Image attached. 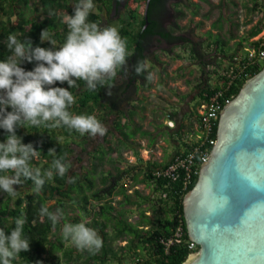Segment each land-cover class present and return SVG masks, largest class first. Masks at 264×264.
Returning <instances> with one entry per match:
<instances>
[{
    "label": "trees",
    "instance_id": "trees-1",
    "mask_svg": "<svg viewBox=\"0 0 264 264\" xmlns=\"http://www.w3.org/2000/svg\"><path fill=\"white\" fill-rule=\"evenodd\" d=\"M111 1L93 0L97 11L90 13L89 22L108 25L107 14ZM35 2L39 5V12H33L31 16L24 18L20 15L18 8L20 4L26 5L27 0H0V61L6 59L7 55L10 54L6 48L9 33L18 34V38L22 40L30 39L33 47H51L47 42L40 43V32L42 29L47 28L53 34L51 38L56 41L57 46L64 43L68 29L66 24L63 23V14H73L72 4L76 0H36ZM35 2L33 1V4ZM250 2L251 11L259 10L260 7L264 6L258 0H250ZM143 3L144 0H126L125 6L132 19L136 17L137 13L141 16ZM189 5L192 6L190 15H196V4L191 2ZM33 10H36V8L33 7ZM261 10L263 14L264 7ZM176 11L178 18L185 15L182 9H176ZM50 13L52 14L50 15ZM12 16L14 18L11 20ZM103 20H106V22H103ZM142 23H144L143 18L138 19L137 28L134 30L136 32L127 29L129 24L126 20L120 21L118 27L121 37L127 40V50L130 54L128 57L129 66L135 64L138 59L146 60L145 55L141 54V46L136 38V35L142 32L140 30ZM193 26L196 27V23ZM258 31V27L253 25L245 31L244 35L236 36L233 48L226 50L224 42L217 35L207 31V39H211L210 42H206V45L209 46L210 43H214V46L218 45L217 48L213 47L211 50L213 55L220 54V57H218L222 61L231 53L238 51L248 37L254 36ZM233 37H235V34L232 29H229L227 38ZM256 43L257 41L252 42L253 45ZM262 47L264 48V43ZM132 50L133 52H140L134 61H131V57H133ZM188 53L192 58L199 59V54L194 48L193 42L189 46ZM213 63L216 64L215 61ZM22 67L28 71L34 67V64L25 62ZM247 68L246 78L257 73L261 67ZM160 71L162 72V70ZM211 72L215 73L216 71L212 69L209 73ZM204 73L207 74V72ZM246 78L237 80L235 85H231L225 93L233 97ZM77 84L78 88L69 89L76 97V103L72 105L70 111L74 114L94 115L100 122L107 121L110 117L111 130H108L107 134L116 137L119 144L125 145L128 143L133 132L138 129L134 127L125 130L130 127L131 118L135 114V109L131 107L130 100L133 99L134 94H137L138 89H147L149 81L142 76H136L130 70L127 75L121 71L119 78L115 81L116 86L111 89V96L106 94V88L89 91L84 81L78 80ZM54 86L68 88L66 82L63 84L57 82ZM196 86L198 88L196 95L199 101L205 100V94L207 95L212 89L219 88L216 82L212 87H209V84L206 81L203 82V80L198 82ZM192 110L197 116L195 108ZM176 113V111H170L167 116L172 118ZM215 129L216 122L212 137L215 136ZM17 134L23 137L24 143L31 142L41 151L39 157L34 158L31 162L34 167L47 169L51 166L54 157L48 154V149L52 147H55L57 157H65L68 161H70L73 153L76 154L75 159L78 161L86 156L90 160L87 165L82 167L80 172L70 169L65 177L55 176L53 180L46 181L42 192L38 195L33 193L34 185L30 180L24 181L20 186L21 189L17 188L16 197L0 191V229L10 232L15 227L14 221L17 217L23 215L27 218V223L24 225V235L30 240V251L21 252L12 264H37L38 261L40 264H109V262L114 264H179L186 258L188 253L196 249V246L192 250L187 248L186 241L188 238L182 217L181 199L197 174L192 175L190 182L182 188L179 180L167 181L152 176L153 168L161 167L167 162L160 164L145 161L142 179L150 186V194L156 195V204L152 206V216L148 217L139 212L138 219L130 222L124 215L128 211L124 208V205L133 202L130 200L129 195L124 192V188L119 182L122 175L129 174V171L115 168V173L112 174L110 170L103 171L101 169L102 164L110 158L111 147L107 139L98 142L90 150L85 151L84 144L89 135H81L66 127L55 129L44 127L19 128ZM4 139V130L0 129V142H3ZM184 145V150L179 152H184L188 148L187 142ZM75 149H78L80 155ZM83 152L85 156H81ZM133 154L136 159H139L137 152L134 151ZM96 174L101 184L99 188L94 187V176ZM68 176L74 178L73 183L67 182ZM117 194L121 195V199L116 202L119 208L114 209V206L108 200ZM141 199L142 201H139L137 206L141 202L149 200V197L144 196ZM93 201H95L94 210L91 211L89 205ZM41 206L48 207L49 211H54L56 208L62 209L64 223H79L80 218L89 217L90 215L89 221H85L86 226L97 230L103 239V247L96 254L77 250L70 240H65L62 237L61 223L53 227L47 217H40L39 210ZM71 212L75 213L72 214ZM178 224L182 229L181 238L169 246L167 252H165L159 239L171 236ZM121 241L124 243L119 244Z\"/></svg>",
    "mask_w": 264,
    "mask_h": 264
},
{
    "label": "clouds",
    "instance_id": "clouds-1",
    "mask_svg": "<svg viewBox=\"0 0 264 264\" xmlns=\"http://www.w3.org/2000/svg\"><path fill=\"white\" fill-rule=\"evenodd\" d=\"M250 6L249 1L248 10L253 13L255 10L251 11ZM94 7L93 0H76L72 4L73 14H63L68 32L62 45L57 46L47 28L40 32V43L47 42L51 47H33L30 39L22 40L16 33H9L7 37L6 48L10 54L0 61V129L5 134L0 142V191L12 197L17 196V188L24 181L30 180L33 193L38 195L46 181L55 176L63 178L70 170V161L57 157L55 147L48 149V154L54 157L49 168L34 167L31 162L41 151L33 143L23 142V137L17 134L19 128L66 127L81 135L103 137L108 129L96 116L70 111L76 97L69 89L78 88L77 81L82 80L87 90L106 88V94L111 96L121 71L127 75L130 70L148 81L153 78L145 61L138 59L129 66L127 40L121 37L117 26L89 22ZM260 18H264V12ZM247 20L251 22L249 17ZM258 23L254 21L252 26ZM25 62L34 67L26 71L22 67ZM213 73L207 74L214 76ZM57 82H66L68 88L54 86ZM67 182L73 183L74 178L68 176ZM39 215L47 217L53 227L61 223L62 237L70 240L77 250L96 254L103 247L102 237L96 229L86 226L85 221L64 223L62 209L49 211L48 207L41 206ZM26 223L27 218L22 215L15 219V227L10 232L0 229V264H12L21 252L30 251V240L24 235Z\"/></svg>",
    "mask_w": 264,
    "mask_h": 264
},
{
    "label": "water",
    "instance_id": "water-1",
    "mask_svg": "<svg viewBox=\"0 0 264 264\" xmlns=\"http://www.w3.org/2000/svg\"><path fill=\"white\" fill-rule=\"evenodd\" d=\"M181 208L196 249L179 264H264V63L221 107Z\"/></svg>",
    "mask_w": 264,
    "mask_h": 264
},
{
    "label": "rangeland",
    "instance_id": "rangeland-1",
    "mask_svg": "<svg viewBox=\"0 0 264 264\" xmlns=\"http://www.w3.org/2000/svg\"><path fill=\"white\" fill-rule=\"evenodd\" d=\"M32 1L36 0H27L26 6L22 7V14L27 13L30 14L27 6L29 4H33ZM238 5L234 8V18L240 20L243 18H250L251 24L254 23V21L260 22L261 18L256 13H246V11L243 12V5L246 3L241 1L239 2L236 0ZM36 4V2H35ZM243 4V5H242ZM32 9V8H31ZM92 11H95L93 9ZM199 13L204 14H211L210 17L203 18L202 25H197V17L190 18L188 16V11L185 13V17L178 18L177 21L182 25V30L180 29H172V32H181L190 37V42H193L194 48L197 50V53L199 54L198 60H210L213 56V52L210 48L212 47H202L200 44L201 41V34L203 31H205L206 27L208 26L209 19L213 18L214 12L211 13V8L207 10V7L205 4H201L200 8L198 9ZM24 15V14H23ZM136 19H130V25L128 26V29L135 30L137 28V22L139 18V14H136ZM231 17V19H234ZM264 20V18H263ZM119 21H116L114 19H111V21L108 23L110 26H119ZM196 23V27L193 26V24ZM222 27L219 29L210 30L211 34H213L215 31L217 33H221L226 37V31L224 32V26L225 24L221 23ZM242 28L239 29L237 27V24L232 28L233 33L235 34V37L241 34ZM244 34V32H243ZM204 36L207 35V33L203 34ZM258 35V34H257ZM257 35L255 37H257ZM208 40V39H207ZM228 44L229 41L227 40ZM219 44V43H218ZM228 44L225 48L228 49ZM156 47L152 49H148L146 54V64L148 66V71L152 73V80L149 81V87L147 89H138L137 94H134L132 96V100H130V105H135V100L138 98L141 99L140 104V113L139 115L142 116V118H139V120H133L131 122V125L129 128H126L125 130L132 129L133 127H137L138 129L133 132V135L131 136L128 143L119 144L116 137L105 134L103 137H90L87 139L86 143L84 144L85 151L90 150L93 146H95L98 142H103L104 139H107L110 143V154H109V160H106L103 164L101 169L103 171L110 170L112 174L115 172V168L121 170L125 169L129 171V174H123L122 178L120 179V183L122 184V187L124 188V192L129 195L130 200L134 203H131L129 205H124V208L128 209L127 212H125V217L128 221L134 222L138 219V213L142 212L144 215L150 217L152 216V206H155L156 202V195L150 194V186L146 183L144 179H142V170L144 169V163L145 161L149 162H155V163H163L167 159V152L163 144L158 143V147H151L149 144V137L152 135L151 133L154 132V130L151 131L150 135L147 134L148 126H150L151 122L154 125L157 123L156 127L159 128L157 131L158 135H161L162 137L164 135H168V132H170L169 128H167L164 123L158 121L157 122V116L162 117L165 115L167 110V104H174V106H177V114L173 117L176 118V123H180V132L184 138L191 139L193 136V133H195V129L193 128V123L195 122L197 116L194 113V110H192L193 105L197 107L198 103L195 98L190 99L192 94L195 92V89L197 88L196 82H201V78L206 83L209 84L211 80H215L213 75H208L210 72V67L212 66L214 70H217V62L221 60L217 56V62L216 64L212 62L208 63L210 65L205 66L203 65L202 68H191L193 66L192 64L196 61L197 58H193V60L189 58V42H183L181 44H171L170 46L163 45V44H155ZM160 46V47H159ZM188 53V54H187ZM215 55V54H214ZM205 66V67H204ZM263 66V63H260V67ZM158 69L162 70L159 71ZM204 70L208 73H204ZM204 73V74H202ZM205 77V78H204ZM212 77V78H211ZM210 80V81H209ZM209 81V82H208ZM211 83V82H210ZM197 103V104H196ZM189 107V110H187ZM192 107V108H191ZM183 110H187L185 113ZM196 110V109H195ZM184 113L182 119L186 121V124L184 122H180V115L181 113ZM136 117L134 116V119ZM150 123V124H149ZM105 126H108L109 130H111V126L109 122H102ZM177 125L174 124V129ZM141 131H145L144 134H140ZM152 139V138H151ZM155 139H152V141ZM163 140V138H161ZM164 141H166L164 139ZM76 152L80 155V152L78 149H75ZM137 152V156L139 159H136L133 152ZM84 155V152L81 154V156ZM76 154L73 153L70 157L71 165L70 169L73 171H81L82 167L87 165L89 163V158L84 157L81 161H78L75 159ZM85 156V155H84ZM131 170V171H130ZM94 187L99 188L101 187V184L99 183L97 174L94 176ZM21 189L22 187H18ZM137 196H136V195ZM150 194V195H149ZM149 197V200L141 202L139 206V201H142L141 197ZM107 199V198H105ZM121 199V195H113L111 198H109L108 201H110V204L114 206V209H118L119 205L116 203L118 200ZM94 202H91L89 205V208L94 210ZM102 203V201H101ZM72 214L75 212H71ZM89 217L80 218L79 222L83 221H89ZM124 242L121 241L119 244H123ZM109 264H114L113 262H109Z\"/></svg>",
    "mask_w": 264,
    "mask_h": 264
},
{
    "label": "built area",
    "instance_id": "built-area-1",
    "mask_svg": "<svg viewBox=\"0 0 264 264\" xmlns=\"http://www.w3.org/2000/svg\"><path fill=\"white\" fill-rule=\"evenodd\" d=\"M264 5V0H258ZM264 7V6H263ZM263 7L255 9L254 13L262 16ZM259 29L258 35L248 37L242 47L222 60L216 72L213 73L216 81L209 84L212 87L214 83L219 88L212 89L207 93L206 99L200 101L196 107L197 118L195 123V133L191 139H188V148L184 152L172 154L167 163L161 167L153 168L152 176L165 179L167 181H180L181 187H185L192 177L198 173V168L205 162L210 152L211 146L215 142V136L212 137L215 122L221 107L232 97L225 92L231 85H235L237 80L247 77L246 68L260 67L264 63V20L261 18L257 24ZM257 35V37H255ZM253 41H257L255 45ZM248 69V68H247ZM166 125L171 127L172 122L166 121ZM182 229L180 224L176 225L171 236L165 239H159L163 245L164 251L167 252L169 246L180 240ZM187 248L194 249L195 244L187 239Z\"/></svg>",
    "mask_w": 264,
    "mask_h": 264
},
{
    "label": "flooded vegetation",
    "instance_id": "flooded-vegetation-1",
    "mask_svg": "<svg viewBox=\"0 0 264 264\" xmlns=\"http://www.w3.org/2000/svg\"><path fill=\"white\" fill-rule=\"evenodd\" d=\"M239 2L243 1L246 4L243 5V12L249 13V1L250 0H238ZM126 0H112L109 12L107 14V23L114 19L116 21L126 20L130 25L131 17L128 14V9L125 6ZM194 2L197 6L196 15L191 16L190 11L192 10V6L189 3ZM201 4H205L207 10L211 8V13L214 12L213 18L209 19L208 26L202 34H206L207 31L217 29H221L222 20L225 24L223 31H226V34L229 29H232L236 24L237 27L242 28L240 32H245L248 28L252 27L250 21L246 18H241L239 21L234 18V8L238 5L236 0H149L147 5V17L146 22L142 23L140 30L141 33L136 35L137 40L141 46V54L146 56L148 49L155 48V44H163L170 46L171 44H181L183 42H189L190 37L186 33L181 32H171L172 29H180L182 30V25L178 23L177 19V11L176 9H182L184 13L188 11V16L190 18L197 17V24L202 25L203 18H208L211 14H207L204 16V13H199L198 9ZM144 6V3H143ZM95 12L97 9L94 7ZM143 10V8H142ZM185 16H183L184 18ZM233 17L234 19H231ZM137 16L134 18L136 19ZM139 15L138 19H142ZM103 22H106V20ZM120 25V23H119ZM119 27V26H118ZM136 32V31H134ZM211 32V31H210ZM213 35H217L220 40L224 42V46L228 44L227 40L219 36V33L216 31ZM160 47V46H159ZM211 46H207V48ZM133 57H131V61L136 60V56L140 54V52L135 51L132 53Z\"/></svg>",
    "mask_w": 264,
    "mask_h": 264
},
{
    "label": "crops",
    "instance_id": "crops-1",
    "mask_svg": "<svg viewBox=\"0 0 264 264\" xmlns=\"http://www.w3.org/2000/svg\"><path fill=\"white\" fill-rule=\"evenodd\" d=\"M33 2V1H32ZM35 5V6H34ZM34 5H32V4H29V6H27V8H28V10H29V12H30V14H28L27 15V13L25 14V13H23L22 14V7L23 6H26V5H24V4H20L19 5V8H18V11L20 12V15H22L24 18L25 17H29V16H31L32 14H33V12H39V10H40V8H39V5H38V3L37 4H34ZM33 7L34 8H36V10H33ZM32 8V9H31ZM14 17L12 16L10 19L12 20ZM128 29V28H127ZM134 32V31H133ZM214 34V33H213ZM240 35V34H239ZM219 36L220 37H222V38H224L225 40H228L229 41V44H228V47H229V49H232L233 48V44H234V41L236 40V37H233V38H230V39H228L227 38V35H226V37L223 35V34H219ZM200 38H201V41H200V43H198V44H200L203 48L205 47H207V45H206V42H210V39L211 38H208V40H207V36L205 35H203V34H201V36H200ZM210 46L213 48V47H215V48H217L218 47V45H216V46H214V43H210ZM227 45H225V47H226ZM211 49V48H210ZM188 54V53H187ZM220 54H218V53H216L215 55H213L211 58H209L210 60H198V59H196V61L192 64L193 66H191V68H202V66L203 65H205V66H208V65H210V64H208V63H210V62H212V61H215V62H217V56H219ZM146 57V56H145ZM220 57V56H219ZM189 58H190V60L192 59L193 60V58L189 55ZM195 59V58H194ZM146 61V60H145ZM204 66V67H205ZM159 71H160V69H158ZM205 72V71H204ZM205 78V77H204ZM212 78V77H211ZM201 80H203V78H201ZM205 81H206V78H205ZM204 80H203V82H205ZM210 81V80H209ZM208 81V82H209ZM211 83L213 82V80H211L210 81ZM210 82H209V84H210ZM198 83V80H197V82H196V84ZM198 88H196L195 89V92L192 94V96L190 97V99H192V98H195L196 97V99L198 100L199 98L197 97V95H196V90H197ZM142 99V98H141ZM141 99L139 98H137L136 100H135V104L137 105V106H135V105H131V107H134V111H135V114L132 116V121L133 120H139V118H142V116L141 115H139V113H140V111H139V109H140V104H141ZM199 101V100H198ZM198 103H200V101L198 102ZM192 108V107H191ZM196 109V107H195V105H193V108L192 109ZM167 110H169L168 112H166L165 113V115H163L162 117H160V116H157V122L158 121H160V122H162V123H164V125L167 127V128H169V130H170V132H168V135H164L163 134V136L164 137H162L161 135H158L157 134V131L159 130V128H157L156 127V125H157V123H155L154 125L152 124V122H151V124H150V126H148V132H147V134L148 135H150V133H151V131L152 130H154V132H152L151 134V136L148 138L149 139V144H150V146L151 147H158V143H161V144H163L164 145V147H165V149L164 150H166V152H167V154H166V156H167V159L165 160V161H163V163L164 162H167V160L170 158V156L173 154V153H175V152H179V151H182V150H184V148H185V145H184V143L185 142H187V140H186V138H184L183 136H182V134H181V132H180V123H176V118L175 117H172V118H169L168 116H167V114L170 112V111H176L177 112V106H174V104H167ZM187 110H189V107H188V109ZM187 110H183V112L185 113ZM181 113V115H180V122H184L185 124H186V121H184L183 119H182V117H183V115H184V113ZM177 114V113H176ZM134 116L136 117L135 119H134ZM137 116L139 117V118H137ZM111 118L109 117L108 119H107V121L106 122H109L110 123V125H111ZM168 120H170L172 123H173V125L171 126V127H168L167 125H166V121H168ZM196 121V120H195ZM104 122V121H103ZM102 123V122H101ZM195 123L196 122H194L193 123V128L195 129ZM174 124H176L177 126L175 127V129L173 128L174 127ZM107 127V129L109 130V128H108V126H106ZM134 128V127H133ZM140 132V131H139ZM144 132L145 131H141L140 132V134H144ZM155 139V140H153L152 141V139ZM161 138H163V140H161ZM164 139L166 140V141H164ZM162 164V163H161Z\"/></svg>",
    "mask_w": 264,
    "mask_h": 264
}]
</instances>
